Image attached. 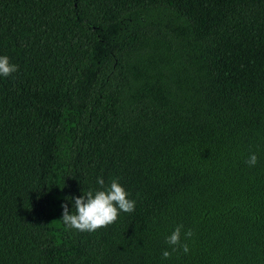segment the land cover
<instances>
[{
    "label": "trees",
    "instance_id": "trees-1",
    "mask_svg": "<svg viewBox=\"0 0 264 264\" xmlns=\"http://www.w3.org/2000/svg\"><path fill=\"white\" fill-rule=\"evenodd\" d=\"M0 56V264H264V0H0Z\"/></svg>",
    "mask_w": 264,
    "mask_h": 264
},
{
    "label": "clouds",
    "instance_id": "clouds-1",
    "mask_svg": "<svg viewBox=\"0 0 264 264\" xmlns=\"http://www.w3.org/2000/svg\"><path fill=\"white\" fill-rule=\"evenodd\" d=\"M18 71V66L10 63L7 56H0V75L9 76ZM258 162L255 152L249 154L246 163L254 167ZM100 188L89 190L80 196L71 197L74 201L72 211L69 212L67 204H62V218L64 225L80 232H95L117 221L120 212L130 213L135 209V201L129 198V193L119 182V178H113L108 185L102 177L97 178ZM66 199H69L66 197ZM184 226L178 224L170 235L166 237V243L171 246V251L164 250L162 257L168 259L174 252L182 250L187 254L190 251L187 240H191L194 232L192 229L183 231L185 242H182V230Z\"/></svg>",
    "mask_w": 264,
    "mask_h": 264
}]
</instances>
